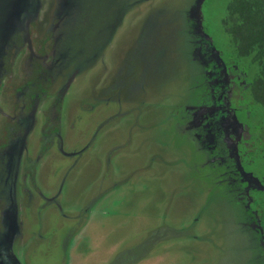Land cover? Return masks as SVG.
Returning a JSON list of instances; mask_svg holds the SVG:
<instances>
[{"label":"rangeland","instance_id":"374dc122","mask_svg":"<svg viewBox=\"0 0 264 264\" xmlns=\"http://www.w3.org/2000/svg\"><path fill=\"white\" fill-rule=\"evenodd\" d=\"M235 1H252L246 21L264 18L263 0ZM195 2L0 0V264H264L188 128L207 98ZM232 2L202 0L201 23L254 136L260 58L225 31ZM260 154L248 167L264 185Z\"/></svg>","mask_w":264,"mask_h":264},{"label":"flooded vegetation","instance_id":"af4514ba","mask_svg":"<svg viewBox=\"0 0 264 264\" xmlns=\"http://www.w3.org/2000/svg\"><path fill=\"white\" fill-rule=\"evenodd\" d=\"M251 2L237 3L233 0L234 5H228L226 21L232 26L225 27V31L229 29L233 32L232 35L236 33V38L233 37V40L238 43L236 46L235 42V46L239 55L260 58L257 63L258 77L252 79L248 87L252 98L264 101V18L255 17L248 22L247 18L239 16L240 11L238 12L241 4ZM261 2L264 5V0ZM201 3L202 0H196L192 7L190 43L194 57L204 67L207 98L193 110L188 128L201 148L199 150L203 155L204 164L211 167L227 194L241 205L244 214L242 224L250 231L264 257V198L261 200L257 196L259 191L264 190V185L248 167V159L253 160L254 156L258 157V153L264 155V126L260 128L258 134L256 132L254 136L253 133L249 135L245 132L237 112L234 111L236 103L234 97L238 96L240 82L235 81L231 67L229 69L220 57L212 38L202 27ZM239 27L241 29L238 30ZM42 45L43 42L38 43L36 49L41 50H37L36 53L52 52L56 42L52 39L45 49H42ZM34 57L38 58L34 64L37 63L46 71L49 70V64L44 62V55H34ZM241 75L242 72L239 76Z\"/></svg>","mask_w":264,"mask_h":264}]
</instances>
